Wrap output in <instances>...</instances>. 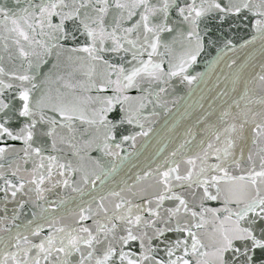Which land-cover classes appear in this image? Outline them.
Segmentation results:
<instances>
[{
  "label": "snow or ice",
  "instance_id": "snow-or-ice-1",
  "mask_svg": "<svg viewBox=\"0 0 264 264\" xmlns=\"http://www.w3.org/2000/svg\"><path fill=\"white\" fill-rule=\"evenodd\" d=\"M12 3H0V264H264V62L242 91L233 80L216 94L198 142L188 128L106 187L175 83L232 68L257 42L264 55V0ZM85 188L97 194L75 207L60 195Z\"/></svg>",
  "mask_w": 264,
  "mask_h": 264
},
{
  "label": "water",
  "instance_id": "water-1",
  "mask_svg": "<svg viewBox=\"0 0 264 264\" xmlns=\"http://www.w3.org/2000/svg\"><path fill=\"white\" fill-rule=\"evenodd\" d=\"M0 3H4L8 7L13 6L12 0H0ZM259 49L260 45L257 42L254 46L230 53L229 56L236 60V64L232 68H228L225 62H221L208 75L191 87L186 84L175 83L173 88L169 89L171 93L168 104L170 111L165 113L162 109H158L160 114L153 118L155 121L152 124L153 132L150 133L149 137L140 140L135 149H130L135 152V155L127 162L125 167L121 168L114 178L110 179L106 187L115 188L117 183L125 178L126 175L138 170L135 165L139 163L143 166L147 163V159L156 155L159 148L165 147L163 155H166L184 138L188 128H191L196 133V140L193 141V144L198 142L201 138L203 125L197 124V120L208 112L213 113L210 119L215 120L222 107V100L221 98H216V94L221 89L229 91L233 87V80H236L237 90L242 91L244 81L249 75H254L256 71H259V64L264 62V55L261 54ZM205 59L207 58H201V63L195 68L196 71L205 70L203 63ZM5 62L7 63V60ZM17 63L19 62L17 61ZM242 65L243 68L241 67ZM50 68L51 63L47 66H41L39 70L41 79L43 74L47 73ZM232 95L230 92V96L224 99H230ZM172 98L177 99L175 104L171 103ZM201 104L203 105L202 108ZM92 154L94 156L100 155L97 152ZM109 159L105 158L104 163L107 164ZM97 191L85 188L83 195L71 191L62 192L60 195L68 198V207H75L82 200H90L93 195L97 194ZM52 198L55 199V196ZM72 198H75V200L73 201ZM211 203L212 206H218L216 202ZM11 207L12 205H9V208Z\"/></svg>",
  "mask_w": 264,
  "mask_h": 264
}]
</instances>
